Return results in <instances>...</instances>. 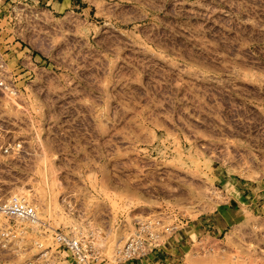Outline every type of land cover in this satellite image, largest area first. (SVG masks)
<instances>
[{"label":"rangeland","instance_id":"374dc122","mask_svg":"<svg viewBox=\"0 0 264 264\" xmlns=\"http://www.w3.org/2000/svg\"><path fill=\"white\" fill-rule=\"evenodd\" d=\"M0 46V200L93 235L92 264L153 215L186 237L164 264H264V0H0Z\"/></svg>","mask_w":264,"mask_h":264},{"label":"built area","instance_id":"2783aa9c","mask_svg":"<svg viewBox=\"0 0 264 264\" xmlns=\"http://www.w3.org/2000/svg\"><path fill=\"white\" fill-rule=\"evenodd\" d=\"M9 76L8 60L0 46V90L10 95L16 94L17 89ZM39 225L43 227L37 228ZM28 228L32 231L42 230L39 234L51 238V244L46 246L35 240L39 251L31 263L92 264L101 256L100 248L95 249L90 243L92 240L89 237L93 239V235L85 236L45 227L38 216L36 205L25 197L12 196L0 200V247L17 248L15 245L28 233ZM177 233V227L163 217L153 215L139 218L125 242L116 248L114 260L118 264L142 262L150 255L164 250Z\"/></svg>","mask_w":264,"mask_h":264},{"label":"crops","instance_id":"0c3cea01","mask_svg":"<svg viewBox=\"0 0 264 264\" xmlns=\"http://www.w3.org/2000/svg\"><path fill=\"white\" fill-rule=\"evenodd\" d=\"M179 234V235H178ZM175 238L177 237V240H184L186 241V237H184V233L180 234L178 233ZM179 241V243H181ZM172 245L169 244V246L167 248H165L164 250L162 251H159V252H156L152 255H150L147 259L143 260L142 262H133V263H128V264H164V261H166V256H165V253L167 254H170L169 252V248L171 247Z\"/></svg>","mask_w":264,"mask_h":264}]
</instances>
